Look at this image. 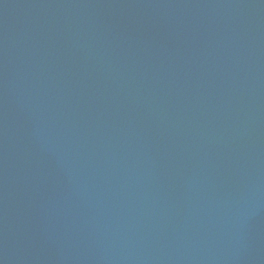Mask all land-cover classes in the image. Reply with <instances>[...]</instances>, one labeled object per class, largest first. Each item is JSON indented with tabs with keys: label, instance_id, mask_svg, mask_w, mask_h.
<instances>
[{
	"label": "water",
	"instance_id": "obj_1",
	"mask_svg": "<svg viewBox=\"0 0 264 264\" xmlns=\"http://www.w3.org/2000/svg\"><path fill=\"white\" fill-rule=\"evenodd\" d=\"M0 264H264V0H0Z\"/></svg>",
	"mask_w": 264,
	"mask_h": 264
}]
</instances>
